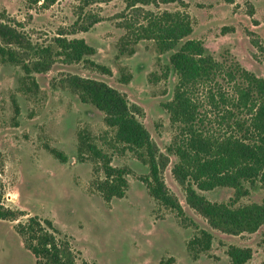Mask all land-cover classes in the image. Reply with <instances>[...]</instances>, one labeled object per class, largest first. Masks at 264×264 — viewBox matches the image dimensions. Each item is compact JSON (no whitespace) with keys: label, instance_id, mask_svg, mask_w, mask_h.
<instances>
[{"label":"rangeland","instance_id":"obj_1","mask_svg":"<svg viewBox=\"0 0 264 264\" xmlns=\"http://www.w3.org/2000/svg\"><path fill=\"white\" fill-rule=\"evenodd\" d=\"M132 1L57 0L42 6L33 0H0V18L16 25L29 42L30 61L31 45L46 47L59 33L72 29L77 33L67 34V38L82 39L95 51L79 63L57 59L48 71L33 74L39 87L36 95L19 91L23 75L19 67L0 62V192L5 207L25 214L14 222L0 220V264H39L15 231L18 222L32 216L51 222L57 236L70 243L76 264H230L229 246L251 249L246 264H264V225L253 234L222 233L186 203L185 189L172 174L177 159L166 152L175 128L162 107L171 101L178 81L169 58L187 40L202 41L206 54L224 67L234 60L264 78V0H234L233 4L222 0L162 4L156 0L155 5L134 7ZM178 10L189 14L192 33L175 49L158 54L153 42L140 41L121 52V42L149 13ZM93 18L100 22L81 31L80 26ZM88 62L104 66L110 73L91 68ZM72 75L103 82L138 108L137 119L159 154L167 157L162 177L181 205L183 218L148 195L141 181L148 176V168L128 151H119L121 146L115 150L110 145L113 133L106 127L104 115L81 103L67 86L66 79ZM194 94L202 100L201 111L209 110L203 89ZM82 132L111 156L113 166L130 169L123 198L105 202L96 192L93 180L102 174L94 164L76 158L77 136ZM47 147L64 153L66 163L55 159ZM198 193L218 203L234 196L230 188ZM263 198L264 192L255 189L236 205L260 203ZM200 231L210 233L213 240L208 251L198 254L188 243Z\"/></svg>","mask_w":264,"mask_h":264},{"label":"trees","instance_id":"obj_2","mask_svg":"<svg viewBox=\"0 0 264 264\" xmlns=\"http://www.w3.org/2000/svg\"><path fill=\"white\" fill-rule=\"evenodd\" d=\"M56 1L33 0V3L50 6ZM160 1L162 4L181 3V0ZM222 1L234 3V0ZM136 4L155 5L157 1L133 0L130 6ZM0 21V62L21 69L19 91L24 94H38L39 87L33 74L48 71L57 59L67 64L79 63L95 52L84 40L67 38V34L77 33L72 29L69 33H59L46 47L33 48L31 45L33 58L30 61V44L24 35L16 25L3 22V18ZM98 22L99 19L93 18L88 24L81 25L80 30L87 32ZM191 33V19L184 10L149 13L130 37L121 42V52L127 45L151 41L158 54H164L175 49ZM133 53L131 48L129 54ZM169 62L178 81L171 101L162 104L175 128L166 152L177 159L172 174L185 189L186 203L214 230L230 235L257 232L264 225V198L260 203L236 204L255 189L264 192V78L257 77L234 60L224 67L222 62L206 54L200 40L185 41L170 56ZM88 64L102 73H110L104 66ZM164 76H167L166 72ZM66 83L81 103L91 105L104 115L103 121L113 133L110 145L115 150L121 146L119 151H128L148 168V176L141 180L148 195L183 218L181 205L162 177L167 157L159 154L149 133L137 119L138 108L129 104L125 95L103 82L72 75ZM201 88L209 107L206 111H201L202 100L194 94ZM77 138V161L94 164L96 172L102 174V178L93 180L96 192L105 202L123 198L128 189L126 176L131 173L130 169L113 166L111 156L86 132L78 134ZM46 149L59 162L66 163L64 153L54 148ZM218 188L232 189L233 198L228 202H210L198 193ZM2 197L0 192V220L14 222L25 215L23 211L5 207ZM15 231L37 263L76 264L70 243L57 236L50 221L32 216L25 222H18ZM212 240L210 233L200 231V236L190 240L188 248L203 253L210 249ZM226 255L230 264H246L252 251L229 246Z\"/></svg>","mask_w":264,"mask_h":264}]
</instances>
